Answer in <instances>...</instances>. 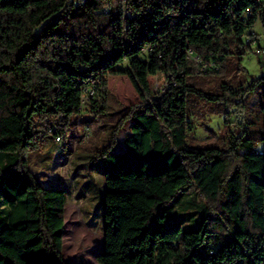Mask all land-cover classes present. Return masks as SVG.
Masks as SVG:
<instances>
[{"label": "trees", "instance_id": "1", "mask_svg": "<svg viewBox=\"0 0 264 264\" xmlns=\"http://www.w3.org/2000/svg\"><path fill=\"white\" fill-rule=\"evenodd\" d=\"M256 24L264 29V0H0V264H67V190L45 185L30 153L48 135L61 142L73 116L106 112L118 96L113 78L127 79L138 99L118 96L124 112L94 156L105 187L98 262L264 264V118L229 146L187 140L192 94L226 123L228 107L244 106L250 92L264 112V75L215 90L196 79L242 56L259 39ZM193 189L204 196L193 203L202 216L184 230L168 211Z\"/></svg>", "mask_w": 264, "mask_h": 264}, {"label": "rangeland", "instance_id": "2", "mask_svg": "<svg viewBox=\"0 0 264 264\" xmlns=\"http://www.w3.org/2000/svg\"><path fill=\"white\" fill-rule=\"evenodd\" d=\"M262 32L261 24L256 26ZM260 38V37H259ZM264 37L246 47L242 56L234 53L221 73L198 74L200 86L215 90L220 83L228 82L235 87L245 86L264 75ZM240 57H242L240 59ZM165 82V77L152 78L156 90ZM112 89L124 104L138 97L125 78H113ZM114 93L109 95L107 111L96 116L80 113L70 121V132L61 141L55 142L52 136L44 140L42 150L30 153L31 170L47 186H62L67 190L65 207V227L63 255L67 264H100L97 254L104 250V173L103 160L94 158L97 150L106 145L114 125L123 114V103ZM244 106L232 105L229 123L225 116L209 112L212 102L192 94L188 99L189 119L193 128L188 131V143L201 145L229 146L234 141L233 134L240 135L246 126L249 129L263 125L264 112L260 108L259 92L244 96ZM254 121V124H249ZM90 126V135L85 137V129ZM130 123L120 130L116 150L125 149L130 134ZM247 131L244 135H250ZM204 199L198 189L184 193L180 202L168 211L170 224L181 223L184 230L198 227L202 211L193 205Z\"/></svg>", "mask_w": 264, "mask_h": 264}, {"label": "crops", "instance_id": "3", "mask_svg": "<svg viewBox=\"0 0 264 264\" xmlns=\"http://www.w3.org/2000/svg\"><path fill=\"white\" fill-rule=\"evenodd\" d=\"M257 25H258V24H256V26H257ZM256 26H255V31L260 35L259 37H260V38H261V37H264V29L262 30L261 33H259V32L257 31ZM260 38H259V39H260ZM263 59H264V54H263ZM125 149H126V142H125ZM125 149L120 150V151H124Z\"/></svg>", "mask_w": 264, "mask_h": 264}, {"label": "water", "instance_id": "4", "mask_svg": "<svg viewBox=\"0 0 264 264\" xmlns=\"http://www.w3.org/2000/svg\"><path fill=\"white\" fill-rule=\"evenodd\" d=\"M99 255H100V253L97 254V256H99Z\"/></svg>", "mask_w": 264, "mask_h": 264}, {"label": "built area", "instance_id": "5", "mask_svg": "<svg viewBox=\"0 0 264 264\" xmlns=\"http://www.w3.org/2000/svg\"><path fill=\"white\" fill-rule=\"evenodd\" d=\"M59 139V138H58Z\"/></svg>", "mask_w": 264, "mask_h": 264}]
</instances>
